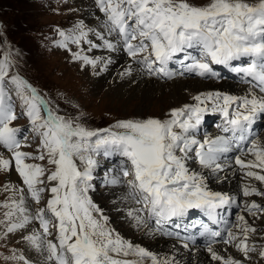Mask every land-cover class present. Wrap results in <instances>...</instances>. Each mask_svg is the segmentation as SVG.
Instances as JSON below:
<instances>
[{"label": "snow or ice", "instance_id": "snow-or-ice-1", "mask_svg": "<svg viewBox=\"0 0 264 264\" xmlns=\"http://www.w3.org/2000/svg\"><path fill=\"white\" fill-rule=\"evenodd\" d=\"M96 3L104 14L102 32L85 30L81 22L69 32L59 33L61 40L56 46L71 52L74 60L92 67L99 63L98 58L82 55L85 44L87 51L101 47L89 38L93 34L107 50L126 51L149 76L173 78L170 64L179 59L181 74L213 78V65H223L242 74L252 88L242 96L218 91L198 93L192 97L195 104L171 109L164 119L117 121L107 129H90L77 118L58 115L26 80L10 74L14 61L10 52L5 53L0 59V146L12 156H0V170L10 172L14 161L26 188L11 182L5 185L4 191L10 195L0 204L4 210L0 213V236L21 233L20 239L40 257L38 262L25 255L10 257L21 264H145L149 260L151 264H179L175 257L160 259L107 226L101 210L88 196L92 157L102 151L123 158L122 176L132 177L127 181L124 200L138 205L130 207L127 214L138 229L153 235H171L164 231V225L175 223L173 218L183 217L189 209H202L212 216L233 202L231 195L207 187L202 170L223 171L221 158L233 151L234 145L238 152L234 164L245 177L264 186V143L247 139L256 115L264 114V0L251 4L247 0H208L202 6L190 0ZM70 45L81 50L72 52ZM193 48L198 50L197 56L186 54ZM242 59L246 63L237 66L235 62ZM131 71L129 67L125 74ZM15 100L20 101L21 116L30 121V130L40 138L39 155L20 150L25 138L17 134L22 130L10 126L20 118L14 111ZM208 112L222 115L221 131L225 135L200 140L195 130ZM246 156L253 158L246 160ZM46 158L54 170L42 179L44 167L25 161ZM192 164H198L199 169H193ZM45 192L50 198L33 213L30 203L40 205ZM242 195L264 197V187L245 185ZM244 208L256 218L264 213V205L255 201L245 203ZM262 233L264 228L253 227L243 215L226 227L224 235L209 229L210 260L218 264H264V243L249 242L252 235L264 241ZM216 242L231 245L242 259L214 250ZM129 256L134 259H126Z\"/></svg>", "mask_w": 264, "mask_h": 264}, {"label": "rangeland", "instance_id": "rangeland-1", "mask_svg": "<svg viewBox=\"0 0 264 264\" xmlns=\"http://www.w3.org/2000/svg\"><path fill=\"white\" fill-rule=\"evenodd\" d=\"M190 2L195 5L202 6L207 4L208 0H190ZM247 2L251 4L255 3L256 0H247ZM93 11L100 13L103 23L104 14L100 12L96 0H0V59L3 58L5 53L10 52L14 61V67L12 68L10 74H18L20 77L26 80L33 88L36 89L38 94L45 101H47L49 107L52 108L53 111H55L58 115L63 116L65 119L77 118L79 123H82L84 126L90 129H107L114 125L117 121L142 120L149 117L164 119L167 117V114L171 109L181 108L184 105L195 104V101L192 99V97L198 93H203L202 91H199L196 94L193 93V96L190 94V96H188L185 101H183L178 106H171L170 102L172 99L167 92V89L163 90V93H160V96L159 94L151 96L149 95L148 99L143 98L142 96H136L130 98L128 101L120 100L122 102H127L129 105L124 103L114 104V101L108 102L107 100L102 99L103 96L101 95L103 94L99 93V91L112 93L114 90H116V88H123L120 85L116 87L114 84H112V81L106 79L108 74L106 70L103 69L102 63L107 61V52L105 50L106 48L103 46V43L100 40H97L96 42L95 39L94 41L100 44L101 47L95 48L92 51H87V45H83L85 51L82 52V55H88L89 58L92 59H99L100 63H97L98 66L96 65L95 67H92L91 65H85L83 61L74 60L72 58L71 52L56 46L61 40L59 35L61 31L67 33L72 30L74 26L80 24L81 22H83L85 25V30H87L88 16L92 14ZM91 37L92 34L89 35L90 39ZM70 48L72 49V52L81 50L76 45H70ZM192 50L198 54L197 49L193 48ZM119 63L121 65L127 66L126 72L129 67H131L132 70L134 67H136L135 65H132L133 62L132 58L130 57L121 56ZM171 65L175 69L174 62L171 63ZM219 70L225 72V68L221 66L218 67V71ZM180 73L182 72L180 71ZM190 75L192 77L199 78L200 80L192 78H190L191 80H186L204 82L206 86L202 89L206 90V92L213 91V88H208L209 86L213 87L211 81L206 82L210 78L205 79L195 76L194 74ZM124 77L132 76L131 74H124L123 78ZM139 77L141 79H145L142 75H139ZM151 78L155 79L156 81L158 80L159 82L157 83H160L161 85H166L168 82H171L170 79H165L163 77L157 78V76H151ZM130 83L131 82H125V86L127 85L126 87H129L130 85H133V83ZM95 84L99 86L100 89H94L93 85ZM91 86H93V88ZM220 86L221 85L216 86L217 89H221ZM164 88L167 87L165 86ZM107 95H105V97L110 99L114 94L112 93L108 96ZM143 96H145V94H143ZM14 111L20 118L13 121L10 126L21 129L22 132L18 133L17 135L18 137L22 135L25 138L20 150L26 153H31L32 155H39L37 149L40 148V138L35 132L30 130L31 126L28 118L26 116H21L23 109L19 100H15ZM217 113L208 112V114ZM214 124L215 122L209 124V127L214 129ZM217 133H219V131ZM262 143H264V138L262 139ZM107 155L101 151L92 157L94 164L91 169V174L96 175L98 173L100 177L99 181H97L98 189L102 190V183H106L104 185H108L109 183H113V179H116L119 183L120 189L124 192L125 190L127 191V181L132 179V177L129 176L125 178L122 176L121 169L124 165L121 163V159L123 158L119 160L120 156L115 153H108ZM0 156L5 159H11L12 154L0 146ZM252 158L253 157L251 156L244 157L246 160ZM25 162L30 164H38L44 167L45 177H42V179H46V176L54 170V165L48 164L47 158L44 161L28 159ZM77 163L78 166L82 168V166L79 165V161H77ZM108 163L112 164V166L107 168L105 171L102 166L107 165ZM197 165L198 164H192V166ZM253 170L259 171L258 169ZM12 172H16L14 168V161H12V170L10 172L0 170V204H2L6 197L10 195L9 192L4 191V187L6 185V180L12 174ZM231 172L233 174L231 176L233 180H231L230 187L232 186V188H230L228 194H233V201L235 204L232 202V206H227L226 209H234L235 205V211H237L238 205L242 209L233 214L234 216H232V220L229 221V225L236 222V217L238 215H243L253 227L264 228V213H258L257 216L259 218H256L248 215L244 208L245 203H251L253 201L264 205V197L255 195L244 197L242 195V190L245 185H251L255 187L264 186L260 185L259 182L255 181L253 178L245 177L239 170V166L235 164H233ZM15 176V184L13 183V185H19L20 187L26 188V186L22 184L17 172L15 173ZM52 183L54 184L55 182ZM90 192L91 195L93 194L92 197L95 199L96 203L93 201L92 202L101 210L103 217L106 218L107 226L113 229L115 233H118L123 239L127 240L121 235V231L124 230V228H119V224H123L125 221L123 213L119 212L117 208H113L114 203H112V201H107L109 210H104L102 208L103 202H100L101 200L97 196L98 194L96 190L91 188ZM108 195L110 196L111 193H108ZM92 197L90 199H92ZM48 198H50V194L45 192L40 205H37L35 202H31L29 207L31 208L32 212L34 213L35 210L43 206ZM3 211V209H0V213ZM116 214L119 216L117 217ZM125 228L129 229L128 227ZM50 231L55 233V228L50 226ZM233 231H238V229H233ZM2 232L3 226H0V233ZM262 235H264V233H262ZM10 236H12V234L8 235L7 237L0 236V264H21V262L18 260L10 259V257L13 255H25L34 261H39L40 257L36 255V252H34L36 258L29 257L28 252L30 250L28 247L9 238ZM51 238L52 237H49V239ZM253 240L257 243H264V241H260L259 237L256 235H252L249 242L251 243ZM228 248L233 249L234 247H231V245L226 247L224 246L221 251V253L223 252L222 254L224 256L231 255L233 257L235 256L236 258L242 259V256L240 255L241 253L235 248L233 249L232 253L224 251V249L228 250ZM26 249L28 251H26ZM131 258L134 259L132 256H129L126 259ZM258 259L259 258L257 257V260ZM212 262L211 264L218 263H215V261L213 263ZM149 263H151L150 260L145 262V264Z\"/></svg>", "mask_w": 264, "mask_h": 264}, {"label": "bare ground", "instance_id": "bare-ground-1", "mask_svg": "<svg viewBox=\"0 0 264 264\" xmlns=\"http://www.w3.org/2000/svg\"><path fill=\"white\" fill-rule=\"evenodd\" d=\"M101 19H102V16L100 15V13L93 11V13L88 16L87 28L92 29L93 32H97V33L102 32L104 21L102 23ZM94 37H96V36L92 34L91 39L95 40L96 38H94ZM96 42H97V39H96ZM105 50L107 52V54H106L107 61H104L102 64H103V69H105L107 74H108V77L106 79H108L109 81H112V84H114L116 87L118 85L123 87V88H118V89L116 88V90H114V92H112V90H111V92L114 95L110 99L105 97V95H107V94L109 95L112 93H110V92L106 93V92L99 91V93L103 94V95H101L98 93L99 95L103 96L102 99H105L108 102L114 101V104L115 103H119V104L124 103V104L129 105L127 102H124V101L122 102L120 100L128 101V100H130V98H133L136 96H142L143 98L148 99L149 95L151 96V95H158L159 94V96H160V93H163V90L167 89V92L169 93V95L172 99V101L170 102L171 106H178L183 101H185V99L188 96H190V94L191 95L193 93L196 94L199 91H202L203 93H207L206 90L202 89L206 86V84H204V82H199V81L195 82V81L186 80V79H190V78L197 79V80H200V79L196 78V77H192L189 73L181 74L180 72H176V70H173V68H171V66H172L171 64H170V68L173 72V78H171L170 79L171 82H168V84H166V85H163V84L161 85L160 83H157V82H159L158 80L156 81L155 79H152L151 76L147 75L142 70V68H140L138 65L135 64V62L133 60H132V62H133L132 65H135L136 67H134L133 70L131 71L132 77H124L123 78V76L126 72L127 66L121 65L119 62H120L121 56L129 57L127 55L126 51H124L122 49H118L116 51H110L107 49H105ZM186 54H188V53H186ZM192 56H194V55L192 54ZM100 59H102V58H100ZM137 59H140V58L137 57ZM235 63L237 66H242L246 63V61L244 59H242V60L237 61ZM219 66H221V65H215L214 69L216 70V68H218ZM179 67L181 68L180 71L183 72L182 63H180ZM228 69H229V71L233 72V70L230 67H228ZM233 74H234V76L230 77V76H222L219 72H216L215 77L210 78L208 81H206V82L211 81V84L213 86V87L209 86L208 88H213V91H218L221 93H225V90H228L229 93H232L233 95H237V96H242V95L247 94V92L251 90L252 85L245 82L242 79V74H238V73H236V74L233 73ZM139 75H142L145 79H141L139 77ZM226 81H229L231 83L226 82ZM125 82H131V83H133V85L126 87L127 85L125 86ZM221 82H223V83H221ZM93 83H94V81H93ZM219 85H221L220 86L221 89H217L216 86H219ZM93 86H94V89H98V88L100 89V87L97 86L96 84ZM93 86H91V87L93 88ZM165 86L167 88H164ZM143 94H145V96H143ZM189 98H191V97H189ZM131 101H133V100H131ZM153 105H155V104H153ZM219 115H220L219 113L215 114V116H213V119L215 120V117L217 118V116L219 117ZM207 118H209V116L204 114V117H203L201 123L206 121ZM253 123H254V128L257 132L258 139L262 142V139L264 138V129L262 127V125L264 124V114H257ZM252 127H253V125L251 126V128ZM220 130H221V126H219L218 128L215 129V132H213L215 137L219 136V133H217V132L218 131L220 132ZM261 135H263V136H261ZM195 136H196V138L203 140L204 138L211 137L212 132L208 128H207V130H203V132L200 130H195ZM255 138L256 137L251 136L250 139H255ZM26 163H28V162H26ZM15 173L16 172H12V174L6 180V184L9 182H11L12 184L13 183L15 184V179H16ZM232 175H233L232 173H230V174L224 173V174H220L216 177H212L214 180L212 179L210 181V183L206 181V184H208L210 186V187H208V186L207 187L209 189H213V191H215L214 190V188H215L218 192H220V191L223 192L226 190L229 191L230 188H232V186L230 187L231 180H233L231 177ZM215 178H216V182H215ZM104 184H106V183H104ZM92 185L94 187H96L95 183H92ZM216 185H221L222 186L221 189L217 188ZM212 186H214V187H212ZM118 187H119L118 182L114 183L112 186L110 183L107 186L103 185L101 188L102 190L97 191V194H98L97 196L100 198V200H101L100 202H103L102 208L104 210H109L108 209L109 207L107 205V201H112V203H114L113 208H115V209L117 208L119 210V212L123 213V217L125 218V221L123 222V224H119V228H122V229L124 228V230L121 231V233H122L121 235L124 236L129 242L133 243L134 245H139V246L145 248L146 250H150L151 252H155L156 254L159 255L160 259H163L164 257L167 256L169 258L175 257L176 261H178L179 264H211L212 261L210 260L209 254H198V253H194L193 251H191L189 253H187V252L185 253L181 250V248H179L177 246L176 243L167 241L169 239H172L171 235H162L159 232H157L156 234L153 235V234H148V231L144 228L138 229L135 226V222L127 214L129 208L134 207V205H129L128 203H126V201L124 200L125 192L122 191ZM108 193H111V195L109 196ZM240 197H242V196H240ZM197 213L200 214V216L201 215L204 216L206 214V211H204L202 209H189L186 212L185 218L177 217V218H173V219L175 220V223L179 222L181 225H186L185 227H188L189 225H191L192 227H195L198 224V222L202 220V218L195 219L192 222L190 221V219L193 216H195ZM221 214L222 213L218 214L219 219H220ZM118 216L119 215H117V217ZM209 217H214V216H209ZM112 222H113V220H112ZM175 223H172V222L166 223L164 225V231L167 233H170V234L175 233V232H176V234H178L179 233V227H175ZM33 226L38 227V225H30L29 227L31 228ZM125 227H128L129 229H126ZM170 227H174V228L169 229ZM20 237H21V233L18 232V233L12 234V236H10L9 238L27 246V244L25 242H23L20 239ZM221 243L222 242H220V244ZM217 249L220 252L222 251V247H220V246H215L214 250H217ZM233 249L228 248L227 252L232 253ZM26 251H28V250L26 249ZM28 255H29V257L36 258V256L34 255V251L31 252V250H30L28 252ZM36 255H38V254H36ZM149 264H151V263H149Z\"/></svg>", "mask_w": 264, "mask_h": 264}]
</instances>
